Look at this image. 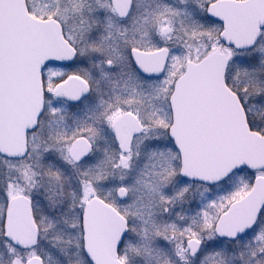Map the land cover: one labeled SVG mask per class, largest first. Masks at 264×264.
Here are the masks:
<instances>
[{
    "label": "snow or ice",
    "instance_id": "6c2138e0",
    "mask_svg": "<svg viewBox=\"0 0 264 264\" xmlns=\"http://www.w3.org/2000/svg\"><path fill=\"white\" fill-rule=\"evenodd\" d=\"M0 264H264V0H0Z\"/></svg>",
    "mask_w": 264,
    "mask_h": 264
}]
</instances>
